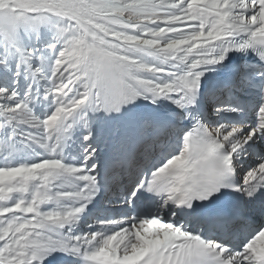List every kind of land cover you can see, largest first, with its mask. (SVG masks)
<instances>
[{
    "label": "snow or ice",
    "instance_id": "6c2138e0",
    "mask_svg": "<svg viewBox=\"0 0 264 264\" xmlns=\"http://www.w3.org/2000/svg\"><path fill=\"white\" fill-rule=\"evenodd\" d=\"M0 264H264V0H0Z\"/></svg>",
    "mask_w": 264,
    "mask_h": 264
}]
</instances>
